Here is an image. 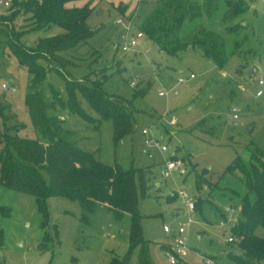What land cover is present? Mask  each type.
I'll return each mask as SVG.
<instances>
[{
	"label": "rangeland",
	"instance_id": "rangeland-1",
	"mask_svg": "<svg viewBox=\"0 0 264 264\" xmlns=\"http://www.w3.org/2000/svg\"><path fill=\"white\" fill-rule=\"evenodd\" d=\"M161 1L143 0V5H136V0H76L66 4H89L93 10L86 23L93 34L78 51L67 52L72 63L65 74L75 80L86 75L101 79L102 74L97 73L106 74L104 90L130 103L131 134L115 143L113 120L100 119L79 92L78 102L89 121L58 104L46 115L63 120V127L73 133L70 140L81 150L93 153L104 164L132 169L143 243L134 249L128 264H138L142 246L148 264H170L162 247L175 248L178 227L187 217L180 191L193 201L194 213L183 235L185 250L177 256L176 264H206V259L212 264H236L228 256L240 251L228 242L232 220L227 207L234 206L238 221L246 187L241 176L227 168L236 156L245 157L251 145L264 153V0H233L231 7L245 11L226 21L222 18L228 0L219 1L210 15L206 0H191L200 12L191 21H182L176 41H183L200 27L213 31L224 41L227 61L222 68L213 66L196 47L170 55L167 50L174 48V40L164 42V52L148 40L141 25ZM22 9L15 3L9 11L0 10V131L45 143L25 104L32 75L18 64L10 49L3 15L19 11L9 32L11 40L19 39L24 45L35 46L39 39L64 30L57 25L34 29V20L23 15ZM237 25L242 27L228 32L227 26ZM138 31L144 37L138 39L135 49L123 52L119 37L126 34L130 38ZM38 63L47 70L39 87L45 99L56 93L66 101L63 75L49 70L47 61ZM252 70L255 74L250 76ZM189 74L193 78L189 79ZM132 80L135 87L130 86ZM2 84L13 85L15 92L4 90ZM144 129L158 146L147 145ZM161 146L166 150L161 151ZM167 160L178 166L164 178L160 170ZM138 170L145 175V194L140 190ZM201 173L217 187L198 185L196 178ZM229 189L238 196L228 197ZM45 206L43 217L34 196L0 182V264H110L112 258L122 260L127 253L128 214L116 220L105 205L91 213L78 201L62 196L47 198ZM255 233L264 237V227H257Z\"/></svg>",
	"mask_w": 264,
	"mask_h": 264
},
{
	"label": "trees",
	"instance_id": "trees-1",
	"mask_svg": "<svg viewBox=\"0 0 264 264\" xmlns=\"http://www.w3.org/2000/svg\"><path fill=\"white\" fill-rule=\"evenodd\" d=\"M76 0H22L15 1L22 6V14H29L34 20V29L48 30L57 25L63 32L39 39L35 46L24 45L11 40L9 25L19 11L3 15L4 36L7 38L12 53L18 64L25 67L32 75L25 104L30 113L33 126L45 140L23 138L11 135L5 129L0 131V182L2 185L35 197L40 214L45 217V201L49 197L62 196L78 201L84 210L94 212L98 205L107 206L116 220L125 214L130 216V246L122 260L112 258L110 264H128L134 249L143 243L138 213L137 193L132 169L120 165H107L98 160L93 153L81 150L71 141L72 131L63 127V120L46 115L54 110L56 104L66 106L71 114H78L89 121L77 99L79 92L89 103L100 119H112L114 122V142H119L133 131L130 103L121 96L107 93L103 78L80 80L71 79L65 69L72 61L67 52H76L93 34L86 23L92 12L89 4L81 7H67L66 4ZM221 0H206V13L210 15L217 9ZM233 0L227 1L223 20H230L245 10L233 8ZM14 3V4H15ZM200 10L191 0H162L143 21L141 30L153 43L166 50L164 42L175 41L174 48L168 54H176L189 47H196L206 55L214 66L222 68L227 61L224 41L213 31L198 28L183 41H176L182 21L194 19ZM241 25L227 27L228 32L236 31ZM10 31V32H9ZM141 31V32H142ZM239 42H235L238 46ZM47 61L50 69L63 75L67 99L62 102L53 93L50 100L45 99L39 90L46 77V69L38 63ZM52 63L57 64L55 68ZM227 172L238 173L246 187L241 197L242 216L231 226V237L240 253L228 256L236 264H261L264 261V237L256 235L257 227H264V153L254 145L247 148L245 157L236 156L228 166ZM46 174V176L44 175ZM142 194L146 193L145 175L138 170ZM198 185L204 183L209 188L216 185L208 183L204 174L197 175ZM230 198L238 194L228 190ZM138 264H148L143 246L138 255Z\"/></svg>",
	"mask_w": 264,
	"mask_h": 264
},
{
	"label": "built area",
	"instance_id": "built-area-1",
	"mask_svg": "<svg viewBox=\"0 0 264 264\" xmlns=\"http://www.w3.org/2000/svg\"><path fill=\"white\" fill-rule=\"evenodd\" d=\"M15 1H22V0H0V10L9 11L13 7ZM110 1L113 2L114 0H110ZM141 1H143V0H138V2H141ZM117 23H119V24L122 23V18H120L117 21ZM13 27H14V25H9L10 30ZM126 30H128V29H126ZM125 35L126 34H123V40L121 43H119V45L121 46V50L123 52H128V51H131L132 49H135V47L138 45V39L143 37V33L140 31L137 32L135 35L130 36V38H126ZM190 78H193L192 74H190ZM182 81H183V79L180 78L179 82H182ZM259 84H262L261 80H259ZM130 86L135 87V80H132L130 82ZM2 88L4 90H8L10 92H15V90H16V88L13 85L2 84ZM260 94H261V91H258L257 95H260ZM160 95H161V93H160ZM233 118L237 119V115H234ZM142 134L147 137V139H146L147 145L158 146V143L155 142V140L151 136H147L148 131L146 129L142 130ZM165 150H166V148L164 146H161V151H165ZM177 166H178V164L176 162L167 160L165 162L164 166L162 167V169L160 170L161 176L164 178L169 177L171 175V173L177 168ZM178 195L186 205L187 217L178 227V230H177L178 238L175 242V248L170 249V251L167 252V256H168L170 264H176L177 256L185 250V237L183 235L186 232V228L192 223L193 220L191 218V215L194 213V203L188 197L186 192L180 191V192H178ZM229 210H230L231 215H232V222L236 221L237 215L235 213L234 208L230 207ZM165 231L169 232V228L165 227ZM228 242L229 243L233 242L232 237L228 238ZM205 261H206V264H212L213 263L209 259H206Z\"/></svg>",
	"mask_w": 264,
	"mask_h": 264
},
{
	"label": "crops",
	"instance_id": "crops-1",
	"mask_svg": "<svg viewBox=\"0 0 264 264\" xmlns=\"http://www.w3.org/2000/svg\"><path fill=\"white\" fill-rule=\"evenodd\" d=\"M69 3H71V2H69ZM69 3H68V4H69ZM120 4H122V3L120 2ZM138 4H142V5H143L144 3H143V1L138 2V0H136V5H138ZM73 6H77V5H71V7H73ZM124 6H127V5L124 4L123 7H124ZM152 9H153V8H152ZM227 27H228V26H227ZM229 27H231V26H229ZM138 32H139V31H138ZM121 37H122V39H123V35H122ZM121 37H119V39H120ZM143 37H144V36H143ZM143 37H142V38H143ZM142 38H141V39H142ZM148 40H149V39H148ZM118 43H119V40H118ZM158 48H159V47H158ZM159 49H160V48H159ZM160 50H161V49H160ZM162 51H163V50H162ZM163 52H164V51H163ZM201 53H202V52H201ZM167 54H168V53H167ZM170 55H172V54H170ZM205 56H206V55H205ZM206 57H207V56H206ZM213 66H214V65H213ZM254 74H255V72H254ZM254 74H253V75H254ZM253 75H252V76H253ZM250 76H251V75H250ZM188 78L191 79V78H190V74H189V77H188ZM179 79H180V78H179ZM260 85H261V84H260ZM259 91H260V90H259ZM142 93H143V91H141V94H142ZM141 94H140V95H141ZM256 94H257V93H256ZM234 115H236V114H233V115H232V118H233ZM233 119H234V118H233ZM174 121H175V119L172 120L173 123H174ZM155 125H156V126H159L158 123H155ZM230 207H233V208H234V206H230ZM230 207H227V209L229 210ZM234 210H235V208H234ZM229 213L231 214L230 210H229ZM176 216H178V214H176ZM230 216H231V220H232V215H230ZM232 223H233V222H232ZM162 249H164V250L166 249L167 252L170 251V248L162 247Z\"/></svg>",
	"mask_w": 264,
	"mask_h": 264
},
{
	"label": "water",
	"instance_id": "water-1",
	"mask_svg": "<svg viewBox=\"0 0 264 264\" xmlns=\"http://www.w3.org/2000/svg\"><path fill=\"white\" fill-rule=\"evenodd\" d=\"M122 40H123V39H122V37H121V38L119 39V43H121V42H122ZM254 72H255V70H252V71H250V72H249V75H251V76H252V75L254 74ZM247 130L249 131V130H250V128H248Z\"/></svg>",
	"mask_w": 264,
	"mask_h": 264
}]
</instances>
